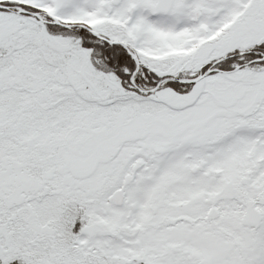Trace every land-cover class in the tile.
<instances>
[{"label":"snow or ice","instance_id":"obj_1","mask_svg":"<svg viewBox=\"0 0 264 264\" xmlns=\"http://www.w3.org/2000/svg\"><path fill=\"white\" fill-rule=\"evenodd\" d=\"M0 264H264V0H0Z\"/></svg>","mask_w":264,"mask_h":264}]
</instances>
